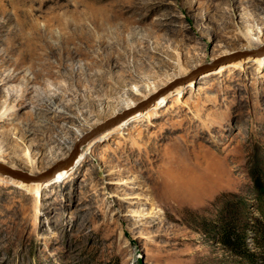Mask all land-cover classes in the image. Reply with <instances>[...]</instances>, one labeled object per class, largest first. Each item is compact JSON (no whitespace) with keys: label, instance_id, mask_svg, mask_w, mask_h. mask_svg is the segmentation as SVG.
I'll return each instance as SVG.
<instances>
[{"label":"rangeland","instance_id":"374dc122","mask_svg":"<svg viewBox=\"0 0 264 264\" xmlns=\"http://www.w3.org/2000/svg\"><path fill=\"white\" fill-rule=\"evenodd\" d=\"M0 163V264H263L264 0H0Z\"/></svg>","mask_w":264,"mask_h":264},{"label":"trees","instance_id":"16d2710c","mask_svg":"<svg viewBox=\"0 0 264 264\" xmlns=\"http://www.w3.org/2000/svg\"><path fill=\"white\" fill-rule=\"evenodd\" d=\"M261 204L258 209L260 212L264 214V201L259 202ZM246 229L243 226L237 227V224L230 223L225 227V231L223 232V237L221 238L222 242L227 244L232 248V250L237 253L239 256H247V264H252L253 254L248 253V250L244 246V238L246 236ZM256 246L258 247V253L261 256V262L264 264V219L262 221V226L260 228L259 233L256 237ZM232 244V245H231Z\"/></svg>","mask_w":264,"mask_h":264},{"label":"water","instance_id":"95a60500","mask_svg":"<svg viewBox=\"0 0 264 264\" xmlns=\"http://www.w3.org/2000/svg\"><path fill=\"white\" fill-rule=\"evenodd\" d=\"M131 112L133 111H127L121 115H118L116 117H113L109 120H107L103 125L95 128L94 130L92 131H89L88 133H86L84 136H82L80 138V140L78 141V143H83L85 140H87L88 138H90L91 136L95 135L97 132H100L108 127H110L111 125L117 123L118 121L126 118L128 115L131 114ZM0 173H3V174H9V175H12V176H15V177H21L23 176L22 173H19L17 171H14L12 169H10L9 167L3 165L0 163Z\"/></svg>","mask_w":264,"mask_h":264},{"label":"bare ground","instance_id":"6f19581e","mask_svg":"<svg viewBox=\"0 0 264 264\" xmlns=\"http://www.w3.org/2000/svg\"><path fill=\"white\" fill-rule=\"evenodd\" d=\"M261 50V49H260ZM160 97H162V96H159L158 98H160ZM158 98H156V99H158Z\"/></svg>","mask_w":264,"mask_h":264}]
</instances>
